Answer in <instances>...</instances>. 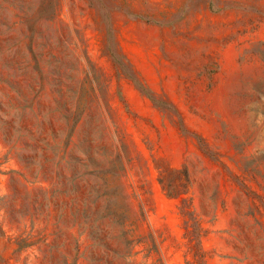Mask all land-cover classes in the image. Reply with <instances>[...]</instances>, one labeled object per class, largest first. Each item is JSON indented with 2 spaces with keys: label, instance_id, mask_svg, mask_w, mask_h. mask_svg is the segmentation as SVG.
I'll use <instances>...</instances> for the list:
<instances>
[{
  "label": "rangeland",
  "instance_id": "374dc122",
  "mask_svg": "<svg viewBox=\"0 0 264 264\" xmlns=\"http://www.w3.org/2000/svg\"><path fill=\"white\" fill-rule=\"evenodd\" d=\"M0 264H264V0H0Z\"/></svg>",
  "mask_w": 264,
  "mask_h": 264
},
{
  "label": "trees",
  "instance_id": "16d2710c",
  "mask_svg": "<svg viewBox=\"0 0 264 264\" xmlns=\"http://www.w3.org/2000/svg\"><path fill=\"white\" fill-rule=\"evenodd\" d=\"M169 173H171V176L178 175V174H184V176L186 177L187 182H188V176H187L186 170H184V171H171ZM161 183H162L164 189L168 192L170 197H173V198H179L180 197V196H178V194H176L175 188L173 186H168V184L166 183L164 178L161 179Z\"/></svg>",
  "mask_w": 264,
  "mask_h": 264
}]
</instances>
